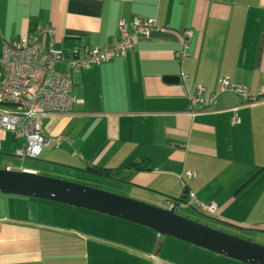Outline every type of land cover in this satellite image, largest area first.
Here are the masks:
<instances>
[{"label":"crops","instance_id":"1","mask_svg":"<svg viewBox=\"0 0 264 264\" xmlns=\"http://www.w3.org/2000/svg\"><path fill=\"white\" fill-rule=\"evenodd\" d=\"M137 18L167 31L138 37L124 60L75 73L78 116L43 119L49 144L37 161L47 162L19 172L110 180L132 199L153 203L194 195L193 207L219 208L210 215L214 223L264 240V0H0V51L40 27L54 31L55 50L102 49L121 23L130 27ZM221 79L261 101L243 105L220 93ZM199 87L218 100L191 116ZM18 142L0 130V157L22 149ZM0 264L237 263L101 215L0 195Z\"/></svg>","mask_w":264,"mask_h":264},{"label":"built area","instance_id":"2","mask_svg":"<svg viewBox=\"0 0 264 264\" xmlns=\"http://www.w3.org/2000/svg\"><path fill=\"white\" fill-rule=\"evenodd\" d=\"M167 30L154 20L137 18L128 27L121 23L116 39L102 49L55 50L54 31L49 27L36 28L30 34L21 36L7 44L0 51V130L10 133L15 140L25 141L16 155L21 159L39 160L49 144V137L43 128V119H70L78 116L75 106L83 101L72 97L73 75L92 67H100L114 60H124L137 44L138 37H150L153 33ZM192 33L184 38L189 41ZM48 48L43 47L44 38ZM188 48V45H187ZM186 53L176 56L182 60ZM58 64H67V73L58 72ZM220 93H232L241 98L243 105H255L261 101L242 85L219 81ZM218 94L204 97L199 87L196 96L190 98L188 113L196 116L214 106ZM59 143V141L57 142ZM195 200V196L191 195ZM204 213L216 215V205L202 207Z\"/></svg>","mask_w":264,"mask_h":264},{"label":"water","instance_id":"3","mask_svg":"<svg viewBox=\"0 0 264 264\" xmlns=\"http://www.w3.org/2000/svg\"><path fill=\"white\" fill-rule=\"evenodd\" d=\"M166 82H178L166 78ZM0 195L53 203L138 226L239 264H264V246L211 229L167 210L123 196L35 173L0 170Z\"/></svg>","mask_w":264,"mask_h":264},{"label":"rangeland","instance_id":"4","mask_svg":"<svg viewBox=\"0 0 264 264\" xmlns=\"http://www.w3.org/2000/svg\"><path fill=\"white\" fill-rule=\"evenodd\" d=\"M58 70H59V67H58ZM44 124H46V123L44 122ZM18 143H19L20 148H23L24 145H25V141L24 140H21ZM0 159L2 160V162L0 163V168H5L6 166L13 167V170L15 172H19L23 168H29L28 166L43 165V164H45L47 162L45 160L37 161V160L21 159V158L17 157L15 152L11 153V154H6L5 156L0 157ZM42 174H46V173H42ZM47 178H51V177H47ZM57 178H60L58 180H61V181L70 182V183L77 184V185L87 186V187H90V188H93V189H96V190H100V191H104V192H107V193H111V194H115V195H119V196H123V197L132 199L130 194H128L126 192H123V191H121V189H119L120 187H123V186L119 185L116 182L115 183L111 182L110 180L97 179V178H96V180H91L90 178H87V177H70L69 178L66 175L62 176V177L51 178V179H57ZM110 183H112V184H110ZM113 185H116V186H113ZM134 200H136V199H134ZM137 201H139V200H137ZM140 202H143V203L146 202L145 204H148V205H151V206H155L157 208L164 209V210L169 209L163 203H153V202H150V201H140ZM176 214L181 216V217H184L186 219H189V220H191L193 222H197V223H199L201 225L209 227L211 229L217 230L219 232H223V233L231 235L233 237H237V238H239L241 240L249 241V242H252L254 244H257V245H260V246H264V240L256 239V238H253L251 236L248 237L245 234H242L241 232H235V231H232L230 229H227L224 226H221L219 224L214 223L213 221L215 219H213L212 217H210L208 215H203V214H201L199 212H195L192 209H184L182 207H179L176 210ZM115 222L120 223V224H124V225H129L128 223L121 222V221H118V220L115 221ZM131 227H134V228H136L138 230L153 234L152 231L144 229V228H141V227H138V226H134L133 225ZM160 238H161V241H163V242L167 241V242L177 243V244H180V245H184L188 249H194V251L196 250L197 252L200 251L197 248L190 247L187 244L178 242V241L173 240V239H166V238H163V237H160Z\"/></svg>","mask_w":264,"mask_h":264},{"label":"trees","instance_id":"5","mask_svg":"<svg viewBox=\"0 0 264 264\" xmlns=\"http://www.w3.org/2000/svg\"><path fill=\"white\" fill-rule=\"evenodd\" d=\"M74 49V48H73ZM73 49H71V50H73ZM134 170H136V172H138V171H141L142 170V168L141 167H136V168H134ZM88 171L91 173V174H94L95 176H99V177H104V178H112V177H114V175H112L109 171H104V170H101V169H98V168H88ZM130 175V174H129ZM129 175H127L126 177H128ZM119 178L120 176H119V174H115V178ZM126 181V178L125 177H122L121 179H119V181H121V182H123V181ZM186 198L185 197H183V200H169L168 199V203H165V205L169 208V207H177V208H179V207H182V208H184V209H194L195 210V212H199V213H201V214H203V215H209L210 216V214H208V213H204L203 212V210H202V208H199V207H193L192 206V203H197V201H196V199L195 200H192L191 199V195H189V200H187L186 202L184 201ZM190 203H189V202ZM198 204V203H197ZM193 210V211H194ZM94 214V213H93ZM105 218H107V219H109V220H111V221H117V220H114V219H111V218H108V217H105ZM129 226H133V225H130L129 224ZM154 235H156L155 233H153ZM179 242V241H178ZM190 250H193L194 251V249H190ZM196 251V250H195ZM198 252H201V253H205V254H208V255H211V256H214V257H218V256H216V255H213V254H210V253H207V252H204V251H198ZM218 258H221V257H218ZM221 259H224V258H221ZM224 260H227V259H224ZM227 261H230V260H227ZM231 262H233V261H231ZM234 263H236V262H234ZM237 264H239V263H237Z\"/></svg>","mask_w":264,"mask_h":264}]
</instances>
